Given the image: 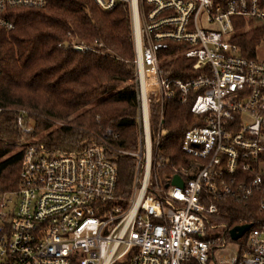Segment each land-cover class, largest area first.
<instances>
[{
	"label": "built area",
	"instance_id": "obj_1",
	"mask_svg": "<svg viewBox=\"0 0 264 264\" xmlns=\"http://www.w3.org/2000/svg\"><path fill=\"white\" fill-rule=\"evenodd\" d=\"M94 1L104 11L127 5L132 19L139 138L135 150H115L135 160L131 195L119 190L108 144L54 153L28 141L18 188L0 196V264H264V224H252L231 260L221 253L231 229L213 221L220 203L248 205L264 192V61L234 41L241 20L264 28V0ZM47 2L0 0V27L14 28L7 9ZM173 48L190 77L164 76ZM174 99L191 103L196 125L182 140L184 163L166 172L164 108ZM26 118L20 111L17 128L29 135Z\"/></svg>",
	"mask_w": 264,
	"mask_h": 264
},
{
	"label": "trees",
	"instance_id": "obj_2",
	"mask_svg": "<svg viewBox=\"0 0 264 264\" xmlns=\"http://www.w3.org/2000/svg\"><path fill=\"white\" fill-rule=\"evenodd\" d=\"M12 30L0 27V196L18 188L25 144L41 136L54 153L83 151L94 144H108L109 156L119 171V190L131 195L135 163L115 150H135L139 138L138 83L132 19L129 6L102 10L94 0H48L43 8L6 10ZM237 26L235 43L243 56L258 59L264 43L263 27ZM81 44L84 51L75 50ZM162 65L164 76L186 79L191 64L175 55L174 48ZM190 73V74H189ZM20 111L33 132L17 128ZM153 128L159 124L161 105L152 104ZM164 156L173 166L183 162L185 132L196 125L191 103L178 99L165 104ZM69 119L68 125L57 122ZM111 129L114 135L106 137ZM264 192H256L248 205L220 203L214 222L232 229L246 223L264 224ZM117 264H129L128 261Z\"/></svg>",
	"mask_w": 264,
	"mask_h": 264
},
{
	"label": "rangeland",
	"instance_id": "obj_3",
	"mask_svg": "<svg viewBox=\"0 0 264 264\" xmlns=\"http://www.w3.org/2000/svg\"><path fill=\"white\" fill-rule=\"evenodd\" d=\"M256 55H257V58L259 60L264 61V43L257 49ZM69 121H70L69 119H65V120L59 121V122H57V126L68 125L67 123ZM40 137L41 136L39 135V136L34 137V139L38 140V139H40ZM34 139H31L29 141H32ZM214 233H216L215 230H214ZM236 247H237V243L235 241H228L227 248L224 251H222L221 253L224 256H229V258L231 260H234L237 257V253H236V250H235Z\"/></svg>",
	"mask_w": 264,
	"mask_h": 264
},
{
	"label": "water",
	"instance_id": "obj_4",
	"mask_svg": "<svg viewBox=\"0 0 264 264\" xmlns=\"http://www.w3.org/2000/svg\"><path fill=\"white\" fill-rule=\"evenodd\" d=\"M172 184L181 188L184 187V182L179 176H175V178H173ZM251 228L252 224H245L232 228L229 232L231 240L237 242L242 239Z\"/></svg>",
	"mask_w": 264,
	"mask_h": 264
}]
</instances>
